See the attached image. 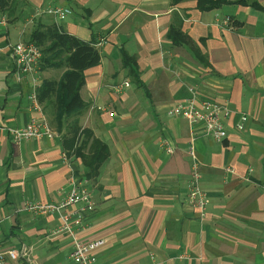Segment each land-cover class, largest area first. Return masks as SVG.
<instances>
[{"label": "crops", "instance_id": "1", "mask_svg": "<svg viewBox=\"0 0 264 264\" xmlns=\"http://www.w3.org/2000/svg\"><path fill=\"white\" fill-rule=\"evenodd\" d=\"M48 6L71 13L55 20L43 12ZM9 14L0 8L4 123L22 127L39 116L28 100L33 80L38 88L63 72L38 67L34 79L20 74L10 50L35 26L53 22L100 53L84 72L80 127L106 146L107 157L86 178L61 136L15 144L0 131V250L18 253L3 264H70L72 237L52 234L59 217H34L22 206L61 199L72 170L94 203L74 237L104 241L95 251L98 263L264 264V0L212 9L197 0H17ZM124 82L129 86L113 88ZM190 97L229 109L223 141L205 136L200 123L168 115ZM242 113L248 118L238 130ZM191 144L204 215L187 203Z\"/></svg>", "mask_w": 264, "mask_h": 264}, {"label": "built area", "instance_id": "2", "mask_svg": "<svg viewBox=\"0 0 264 264\" xmlns=\"http://www.w3.org/2000/svg\"><path fill=\"white\" fill-rule=\"evenodd\" d=\"M43 12L55 20H60L68 16L71 10L60 6H48ZM222 23L230 27L227 18L223 19ZM10 50L17 71L20 74L29 75L34 79L41 58L40 49L33 43L20 41L10 46ZM122 86H129V82L114 85L113 88L119 91ZM36 91L37 86L35 80H33L28 100L32 109L40 112L39 116L32 117L22 127L9 126L0 117V131L7 134L15 144L32 138L40 139L45 137L53 139L59 136L44 115ZM97 109L104 110L100 106ZM167 113L170 116L185 119L190 123H200L203 134L214 141L221 142L227 137L224 120L228 118L230 111L224 105L210 101H197L195 97H190L172 106L168 109ZM247 118V115L244 113L240 115V123L236 125L238 130H241ZM168 151L171 150L169 149ZM188 155L191 160V171L187 181V203L190 207L198 210L200 215H204L207 199L200 184V162L192 144L188 149ZM62 160L70 165L71 159L66 153H62ZM226 170L233 172L232 167H227ZM67 180L68 188L61 199L51 203L26 200L22 206V210L31 213L34 217L50 214H55L59 217L60 223L52 231V234L65 232L72 237V246L69 253L70 264H108L98 263L95 254V251L104 243L102 239L80 241L74 237V227L79 228L82 226L84 215L93 210L94 203L85 181L75 174L74 170L70 172ZM73 206H76V208L68 211ZM17 257L18 253L15 250H0V264H3L6 259L15 260Z\"/></svg>", "mask_w": 264, "mask_h": 264}, {"label": "trees", "instance_id": "3", "mask_svg": "<svg viewBox=\"0 0 264 264\" xmlns=\"http://www.w3.org/2000/svg\"><path fill=\"white\" fill-rule=\"evenodd\" d=\"M197 1L201 9H212L231 0ZM16 3L17 0H0L3 14L9 16V11L14 9ZM25 42L33 43L40 49V69H63L57 79L42 80L36 91L38 101L42 104L44 113L48 115L50 125L62 137L67 152L71 151L72 155L81 158L86 168L84 176L94 177L107 157V148L92 137L90 130L84 131L80 127V117L86 109L80 91L84 85L85 70L96 66L100 61L98 49L92 41L82 40L60 30L53 22L35 26ZM122 58L124 64L127 63L128 57L125 53ZM87 147L88 151L84 153Z\"/></svg>", "mask_w": 264, "mask_h": 264}, {"label": "rangeland", "instance_id": "4", "mask_svg": "<svg viewBox=\"0 0 264 264\" xmlns=\"http://www.w3.org/2000/svg\"><path fill=\"white\" fill-rule=\"evenodd\" d=\"M54 69H59L58 71H60V69H62V68H54ZM53 79V78H52ZM54 79H56V78H54ZM49 120V119H48Z\"/></svg>", "mask_w": 264, "mask_h": 264}]
</instances>
